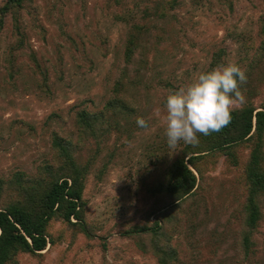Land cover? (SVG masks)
<instances>
[{
  "label": "rangeland",
  "instance_id": "374dc122",
  "mask_svg": "<svg viewBox=\"0 0 264 264\" xmlns=\"http://www.w3.org/2000/svg\"><path fill=\"white\" fill-rule=\"evenodd\" d=\"M159 1L33 0L21 11L25 43L15 53L20 72L13 78L4 67L5 51L15 43L6 18L0 34V178L34 175L49 159L51 132L75 142L79 110L97 112L117 99L112 123L123 130L109 137L86 176L85 220L95 228V238L78 234L71 245L48 247L40 255L21 253L18 264H158L123 232L147 219L155 222L156 197L148 188L162 181L184 145H167L166 97L215 69L212 56L219 49L226 51L221 65L243 69L244 58L259 45L264 17V0H177L164 18L142 21L145 35L127 62L126 22L139 21ZM246 41L254 48L246 51ZM30 56L46 70L48 93L35 83ZM256 79L261 82L255 96L264 99L263 69ZM137 117L148 126L139 127ZM241 187L235 170L222 161L207 175L170 230L174 264H232L237 225L228 228L227 222L243 201ZM257 240L251 264H264V221Z\"/></svg>",
  "mask_w": 264,
  "mask_h": 264
},
{
  "label": "trees",
  "instance_id": "16d2710c",
  "mask_svg": "<svg viewBox=\"0 0 264 264\" xmlns=\"http://www.w3.org/2000/svg\"><path fill=\"white\" fill-rule=\"evenodd\" d=\"M176 3L177 0H160L154 11L144 10L139 21L126 22L130 25L124 53L127 62L145 35L147 28L142 21L149 16L164 18ZM32 4L33 0H4L0 5V34L9 17L11 35L15 38V43L5 51L4 67L9 78L20 72L15 53L25 43L21 11ZM119 19L125 21L121 16ZM258 35L260 42L256 49L252 42L244 44L246 51L254 48L252 56L243 60L247 82L241 85V90L246 103L232 112L230 123L219 132L198 134L197 145H183L178 157L166 168L162 181L148 188V193L156 197L152 210L155 222L147 219L123 232L133 239L139 252L151 254L158 264L178 262L170 230L220 161L235 170L243 191V201L227 222L228 228L237 225L236 255L231 263L251 264L257 251L258 229L264 221V99L255 94L259 93L261 82L256 76L264 70V17L259 20ZM225 56V49L215 52L211 67L220 66ZM30 59L37 87L48 93L46 70L34 57ZM118 103L113 99L97 112L83 109L75 112V142L51 132L49 159L34 175L15 172L8 179L0 178V264H18L21 253L40 255L48 247L64 242L71 245L78 234L89 240L95 238V228L85 220L86 202L82 194L90 165L109 137L123 132L119 124L112 123ZM56 223H60L59 229L53 231ZM101 240L105 249L106 238Z\"/></svg>",
  "mask_w": 264,
  "mask_h": 264
},
{
  "label": "clouds",
  "instance_id": "9594fccd",
  "mask_svg": "<svg viewBox=\"0 0 264 264\" xmlns=\"http://www.w3.org/2000/svg\"><path fill=\"white\" fill-rule=\"evenodd\" d=\"M247 82L243 69L235 63L217 66L199 73L190 83L166 97L165 135L170 149H176L181 141L197 145L198 134L205 136L219 132L227 126L232 112L246 103L241 85ZM139 127L148 122L137 117Z\"/></svg>",
  "mask_w": 264,
  "mask_h": 264
}]
</instances>
